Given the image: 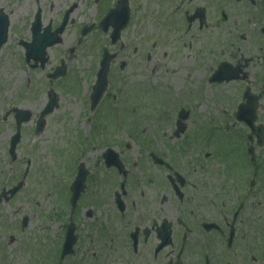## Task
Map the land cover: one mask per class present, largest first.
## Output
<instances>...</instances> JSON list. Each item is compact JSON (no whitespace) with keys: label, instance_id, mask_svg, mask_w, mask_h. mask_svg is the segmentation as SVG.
Returning <instances> with one entry per match:
<instances>
[{"label":"rangeland","instance_id":"rangeland-1","mask_svg":"<svg viewBox=\"0 0 264 264\" xmlns=\"http://www.w3.org/2000/svg\"><path fill=\"white\" fill-rule=\"evenodd\" d=\"M79 1H53L54 16L78 2L81 21L66 27L61 43L48 49L44 69L30 71L23 62V48L18 40L28 38L27 22L37 0H0V8L10 19L8 40L0 51V192L20 182L27 170L21 190L0 204V264H56L59 242L72 213L77 216V240L73 254L63 264H94L89 222L84 215L87 204L68 208L70 185L77 161L81 160L89 171L106 147L115 150L124 165L132 167L138 163L137 168L144 171L146 179L153 176L149 157L152 152L218 196L236 192L233 187L249 192L248 182L254 175L255 198L247 206L253 205L249 211L261 218L264 144L255 147L257 162L250 165L246 161L243 165L240 153L246 147L249 130L234 115L240 101V85L210 83L218 66L216 60L220 54L230 52V47L235 58H251L257 67L258 51L246 37L238 36V47L229 40V34L237 39L236 34L245 30L248 20L252 19L255 24L251 23V27H255L259 23L257 14L232 12L221 33L215 10H207L206 26L202 29L197 22L188 25L181 20L182 9L198 7L202 0H133L131 22L121 33L126 49L110 64L102 109L96 107L91 112L88 90L94 83L101 51L104 47L110 52L115 50L110 47L108 36L94 31L96 28L84 37L79 35L80 24L96 17L82 4L83 0ZM90 1L84 0L86 6ZM175 2L180 4L178 9ZM108 10V6L102 7L101 12L106 14ZM224 35L225 43H218L216 50L214 37L219 42ZM71 47L74 50L70 53ZM60 60L66 67L65 76L47 78ZM49 91L56 95L58 107L45 117L43 130L35 135L34 123ZM260 104L257 122L264 126V96ZM14 108L28 110L31 118L21 127L16 158L10 162L7 150L15 132ZM181 109L188 115L181 120L183 132L174 136L177 112ZM87 195L85 190L82 197L88 198ZM24 218L26 225L21 230ZM261 222L256 220V229ZM257 238L259 232L255 242ZM120 256L121 249L110 260L115 258L118 262ZM110 260L107 263L103 259L104 264H111Z\"/></svg>","mask_w":264,"mask_h":264},{"label":"flooded vegetation","instance_id":"flooded-vegetation-1","mask_svg":"<svg viewBox=\"0 0 264 264\" xmlns=\"http://www.w3.org/2000/svg\"><path fill=\"white\" fill-rule=\"evenodd\" d=\"M53 1L55 0H49V2L37 0L40 7H35L27 22L28 38L23 39L25 42L31 43L36 26L39 27V31L37 30L39 35L46 33L45 40H51L63 21L65 23L64 30L68 26H76V23L81 21L79 19L81 7L78 5L79 0L77 3L74 2L63 10H59L60 12L56 16H54L56 4ZM132 2L133 0H91L88 7L83 0L82 4L90 8L89 10L96 17L80 24V28L78 26L79 35L81 36L82 29L88 28V26L100 31L99 26L105 14L101 12L102 7L108 6L109 12L120 6L126 8L127 4L131 13L134 12ZM162 2L165 3L164 0ZM176 4L178 9L180 4ZM171 9L174 10V7L171 6ZM209 9L220 14L217 16L221 33L223 32V23L227 24L226 20L232 12L257 14L258 25L256 24L252 28L251 19L248 20L249 24L245 26V30L236 34L237 39L229 34L231 45L235 43L237 46L238 36L242 34L248 43L255 47L259 59L257 67L253 66L251 58L243 56L235 58L230 46V52L224 55L220 54L216 62L217 65L223 63L226 67V78L222 83L240 85V101H245L248 97L249 100L254 101L256 108H259L264 96V0H202L198 7L195 6L191 10L183 9V11H185L184 14H193V18L201 14L203 16L202 25H199V19L192 20L198 23L199 29H202L206 26V14ZM77 13L79 16H72ZM223 14H225L224 17ZM184 18L182 17L181 20ZM110 30L111 27H109ZM63 33L60 35L61 41ZM107 36L110 43L109 33ZM224 38L225 35L220 37L219 42H216L214 37L212 44H217L216 50L218 43H225ZM61 41L59 42L61 43ZM112 48L115 50L111 52L114 54L112 59L114 60L126 49L122 37L112 45ZM73 50L71 47L70 53ZM22 57L24 62L26 57L32 58L26 51ZM32 60V62H36L35 65H33L34 63L30 64V61L25 64L34 67L33 70H42L39 68L41 57L37 56ZM121 67H124L123 64H120ZM96 72L94 71V76ZM257 72H259L258 76H256ZM253 80H255V84L252 83ZM222 83L217 85L220 86ZM254 86L257 87V91H254ZM103 96L98 102V109H102ZM89 97L88 94V99ZM187 115L188 113L184 115V111L182 115L180 110L177 112L176 124L179 123L182 130H184V124L181 120L185 119ZM257 124L259 123L257 122ZM178 134L173 132L174 136ZM251 146L255 154L254 135ZM105 152L106 150L102 151L99 162L93 163L91 170L88 171L86 178L87 201L86 198L80 197L81 203H78L76 207L79 208L82 204H87V211L84 215L89 222L87 231L90 229L91 233V257L95 258L91 263L104 264L103 259L108 263L115 252L121 249L123 256H120L118 262L112 258L111 264H264V214L261 218H255V214L249 211L253 205L249 208L247 206L250 199L254 202L255 198L254 175L251 189L249 192L247 191V194L244 188L238 190L239 187H233L236 192L218 196L209 193L206 185L202 186L201 183L193 182L186 174L176 171L171 163L168 164V160H164L158 155L157 160L149 155L153 162V176L146 179L147 175L144 171L138 170V163L132 167L126 166L119 155L117 158L122 162V168L107 167L106 159H104ZM109 160L112 159L106 161ZM244 161L243 155L242 163ZM255 162H257L256 155L254 156ZM122 181L124 182V191L121 192L117 203L116 195L120 191ZM112 188L114 191H111ZM243 195L246 196V199ZM246 209L247 211H245ZM76 219L77 216L73 213L75 224ZM256 220L262 221L261 224H258L260 228L257 229ZM257 232H259L260 239L257 238L255 242ZM98 256H103V259H96Z\"/></svg>","mask_w":264,"mask_h":264},{"label":"water","instance_id":"water-1","mask_svg":"<svg viewBox=\"0 0 264 264\" xmlns=\"http://www.w3.org/2000/svg\"><path fill=\"white\" fill-rule=\"evenodd\" d=\"M7 26H8L7 17L6 16L5 17H0V45L6 40ZM37 40L41 41V38H37ZM34 45H39V44L37 43V44H34ZM41 47H44V45H41ZM35 49H37V48L34 47V50ZM107 61H108L107 58H103V60H102L101 70L98 73V80H97L96 85L94 86V93L98 92L100 94L102 92L104 86H105L106 74H107ZM95 99H96V97H95ZM51 100L53 101L52 98H51ZM46 110H47V112H49V111H51V108H47ZM45 113H46V111L42 112V116ZM245 114L248 117V120H247L248 123L251 124V121L254 119L253 107L250 106V107L247 108V107L240 106L239 110L237 112V116H239L240 119H242V118L246 119L247 117L246 116L244 117ZM21 117L22 118H26V116L23 115V114L21 115ZM17 139H18V135L15 136V141L12 144L11 152H13V150H14V146H15L14 144L16 143ZM84 174H85V172L81 170L80 174L78 175L77 181L73 184V186L71 188L74 191V193L72 195V198H71L72 203L75 202V200L78 197L80 191L82 190V180L84 178ZM19 187H20V184L17 185L16 187H14L12 190H9V194L13 195L19 189ZM2 196H6V193L4 191L0 195V200H1ZM71 232L72 231L70 230V232L68 233V237H67V240H66L65 245H64V252H63L62 255L68 253L69 250L71 249V246H72V243H73V240H72V237H71Z\"/></svg>","mask_w":264,"mask_h":264}]
</instances>
